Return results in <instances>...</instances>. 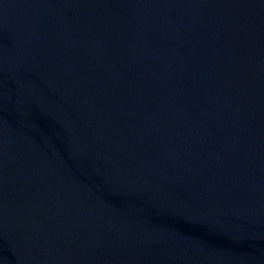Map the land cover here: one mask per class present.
<instances>
[{"label":"water","instance_id":"water-1","mask_svg":"<svg viewBox=\"0 0 264 264\" xmlns=\"http://www.w3.org/2000/svg\"><path fill=\"white\" fill-rule=\"evenodd\" d=\"M0 264H264V0H0Z\"/></svg>","mask_w":264,"mask_h":264}]
</instances>
